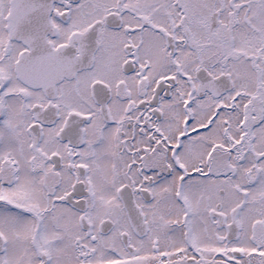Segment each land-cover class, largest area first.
<instances>
[{
	"label": "snow or ice",
	"instance_id": "1",
	"mask_svg": "<svg viewBox=\"0 0 264 264\" xmlns=\"http://www.w3.org/2000/svg\"><path fill=\"white\" fill-rule=\"evenodd\" d=\"M0 264H264V0H0Z\"/></svg>",
	"mask_w": 264,
	"mask_h": 264
}]
</instances>
